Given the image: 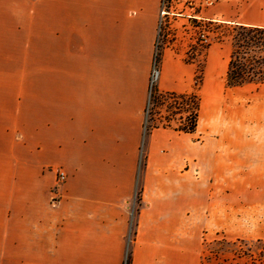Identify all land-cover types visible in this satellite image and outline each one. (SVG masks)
Masks as SVG:
<instances>
[{
  "label": "crops",
  "instance_id": "crops-1",
  "mask_svg": "<svg viewBox=\"0 0 264 264\" xmlns=\"http://www.w3.org/2000/svg\"><path fill=\"white\" fill-rule=\"evenodd\" d=\"M202 1L171 0L264 28V0ZM159 13L160 0H0V264H122ZM228 55L227 41L208 45L205 73ZM161 57L158 90L189 94L193 64ZM212 129L147 136L129 264H199L214 181L229 188L242 161L226 155L246 141Z\"/></svg>",
  "mask_w": 264,
  "mask_h": 264
},
{
  "label": "rangeland",
  "instance_id": "rangeland-1",
  "mask_svg": "<svg viewBox=\"0 0 264 264\" xmlns=\"http://www.w3.org/2000/svg\"><path fill=\"white\" fill-rule=\"evenodd\" d=\"M211 2L212 0H204L201 4L205 8ZM198 4H195L197 9L191 13L186 9L187 3L176 6L171 0H167L164 7L167 13H159L154 53L148 70V96L142 114V137L138 147L135 186L132 197L126 202L131 223L122 264L126 257V264L130 262L129 244L134 239L136 216L142 205L141 175L147 157V136L156 127L176 128L180 123V114L176 112V105L170 99L157 102L152 98V95L157 97L164 93L157 88L159 78L152 85L149 83L152 68L155 67L159 72L161 70V54L164 49L192 63L195 68L189 93L197 95L199 99L198 120L201 127L206 129L213 125L210 132L227 135L232 140L234 138L231 137L234 136L246 137L243 148L235 145L239 149L238 153L226 155L229 161H242L239 165L238 161L236 164L231 162L238 172L229 175V188L223 185L224 189H220V179L214 181L213 204L208 207L198 231L199 264H264V164H259L260 160L258 161L264 157V97L256 96L259 89L262 91L260 94L264 93V84L227 87L225 72H221V57L215 60L216 71L213 74L205 73L204 54L207 45H221L227 41L230 54L233 24L207 20L204 12H200V3ZM162 8L160 0V12ZM188 13L194 17H187ZM200 31L207 34V43L200 41ZM28 59L29 57H23V69H28ZM14 62L16 65L20 63ZM18 67L19 65L16 66ZM189 99L188 103L192 105L194 98ZM188 111L183 112V115L186 116ZM166 123L167 126H164ZM202 131L199 130V135ZM235 144L239 145V142ZM231 145L234 143L231 142ZM258 145L262 146L261 150L256 148ZM193 173L197 176L198 170L195 169ZM56 191L54 188L53 192ZM53 199H57V196Z\"/></svg>",
  "mask_w": 264,
  "mask_h": 264
},
{
  "label": "trees",
  "instance_id": "trees-1",
  "mask_svg": "<svg viewBox=\"0 0 264 264\" xmlns=\"http://www.w3.org/2000/svg\"><path fill=\"white\" fill-rule=\"evenodd\" d=\"M231 29V51L224 75L226 86L235 88L251 83L264 84V28L233 24ZM191 97L194 98L192 105L188 103ZM152 98L157 102L170 99L176 105L174 108L180 114L177 130L189 133L195 131L199 111L197 95L166 92L158 94L157 97L152 95ZM187 110L190 113L183 115Z\"/></svg>",
  "mask_w": 264,
  "mask_h": 264
},
{
  "label": "built area",
  "instance_id": "built-area-1",
  "mask_svg": "<svg viewBox=\"0 0 264 264\" xmlns=\"http://www.w3.org/2000/svg\"><path fill=\"white\" fill-rule=\"evenodd\" d=\"M166 2H167V0H161V4H162V7H163L161 12H160L161 15H164L165 13H167V12L164 11V7H165V3ZM187 8L189 9V12H191V13L195 11V5L192 4V3H188ZM187 17L193 18L194 16H192V14L188 13ZM199 34H200L199 35L200 36V41L204 42V43H207L208 42L207 34L204 33L203 31H200ZM159 74H160V72H159L158 69H156L155 67L152 68L151 73H150V77H149L150 78L149 79L150 85H152L155 81H157V79L159 78ZM55 174H56V178H55L56 184L59 185L60 183H62L65 180L66 175L61 169L56 170ZM126 258L124 259L123 264H126Z\"/></svg>",
  "mask_w": 264,
  "mask_h": 264
}]
</instances>
